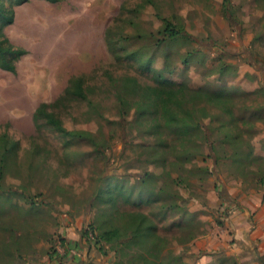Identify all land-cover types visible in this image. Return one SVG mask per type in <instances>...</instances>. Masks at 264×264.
Instances as JSON below:
<instances>
[{
    "label": "rangeland",
    "instance_id": "1",
    "mask_svg": "<svg viewBox=\"0 0 264 264\" xmlns=\"http://www.w3.org/2000/svg\"><path fill=\"white\" fill-rule=\"evenodd\" d=\"M0 5L13 17L0 38L26 50L8 56L15 72L0 67V137L16 148L0 179V264H75L84 228L127 238L140 214L160 238L92 246L85 264H248L228 247L236 229H264L245 214L264 205V0ZM167 17L188 38L162 33ZM169 86L228 93L232 113L207 106L202 126L168 128L151 98ZM42 103L74 134L35 122Z\"/></svg>",
    "mask_w": 264,
    "mask_h": 264
},
{
    "label": "trees",
    "instance_id": "2",
    "mask_svg": "<svg viewBox=\"0 0 264 264\" xmlns=\"http://www.w3.org/2000/svg\"><path fill=\"white\" fill-rule=\"evenodd\" d=\"M146 2L154 5L155 0H145ZM228 3V0H225ZM5 13L1 10L0 5V17L5 18L6 23H10L13 20L12 16H5ZM165 26L162 30L169 38L182 37L188 38V34L185 32V27L182 25H176L171 18L163 19ZM26 53L25 49H16L9 43L7 37L3 39L0 38V67L4 70L15 72L16 66L8 60V56H14L18 59L20 56ZM172 85V83H168ZM156 94L151 98L155 101V106L158 109V113L164 119L166 126L171 129H181L188 130L190 126H202V120L207 114V106H212L215 108H219L227 113H232L231 100L228 97V93H216L212 92L209 89H190V93L188 94L187 88L184 86H178L177 88H171L170 86L166 89H157ZM77 95L84 97L82 89L78 84L77 87ZM48 104L42 103L34 112V121L36 122L39 118H45L48 123L53 125L59 132L64 135H73L74 132L68 130L62 123V121L55 116L54 113L47 110ZM198 106L197 112L199 111L200 120L195 121L193 114V107ZM76 134V133H75ZM205 139H208L206 136ZM0 143H3L0 149V179L3 169L6 166L7 157L11 152H14L16 148H14L13 141H11L7 135H3L0 137ZM215 150V149H214ZM106 187V195L107 199L110 202H114L117 199V196L123 193V187L119 184H111ZM102 187V190L105 188ZM117 189V192L115 191ZM102 193L101 188L98 189L97 196H100ZM21 195V194H18ZM24 199H26L24 197ZM133 216V215H132ZM140 223L131 230V234L126 238L121 236V230L117 228H111L107 231H100V228L96 226L95 223L89 225L83 229L81 234V238H86L87 241L90 242V245H87V249L90 252L94 251V247H99L100 249L104 248L102 246L103 243H121L124 242H132L136 239H147L148 237H156L160 238L158 233L156 232V225L148 224L147 227L144 228V222L148 220V216L145 214H140ZM8 229V230H7ZM10 233H14L15 230L12 227L6 229ZM140 233V234H136ZM93 237V238H92ZM62 243V241H61ZM100 244V246L98 245ZM94 246V247H92ZM177 260V263H181L182 253L178 254L174 257ZM231 258V257H230ZM145 264H163L157 260L152 262L147 261ZM179 264V263H178ZM233 264H238L237 261H233Z\"/></svg>",
    "mask_w": 264,
    "mask_h": 264
},
{
    "label": "crops",
    "instance_id": "3",
    "mask_svg": "<svg viewBox=\"0 0 264 264\" xmlns=\"http://www.w3.org/2000/svg\"><path fill=\"white\" fill-rule=\"evenodd\" d=\"M256 211L260 219L264 221V205L262 203V198H258L257 201H254L253 206H249L248 209L245 210V214L249 218L250 213L254 214ZM234 214L239 216L237 211H235ZM236 230L237 235L235 236V243L228 247L230 253L233 255L245 254L249 261L248 264H264V229H248L247 227H241ZM81 247L83 248L82 245ZM82 251L83 256L81 259L77 260L75 264H85V259L88 260V258H90L88 249L83 248Z\"/></svg>",
    "mask_w": 264,
    "mask_h": 264
}]
</instances>
